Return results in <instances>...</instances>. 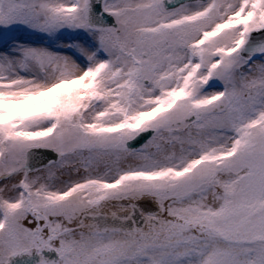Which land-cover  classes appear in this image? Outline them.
<instances>
[{
    "label": "snow or ice",
    "instance_id": "1",
    "mask_svg": "<svg viewBox=\"0 0 264 264\" xmlns=\"http://www.w3.org/2000/svg\"><path fill=\"white\" fill-rule=\"evenodd\" d=\"M0 264H264V0H0Z\"/></svg>",
    "mask_w": 264,
    "mask_h": 264
}]
</instances>
